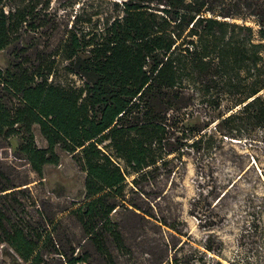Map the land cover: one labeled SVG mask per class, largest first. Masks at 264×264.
Returning <instances> with one entry per match:
<instances>
[{"label": "trees", "instance_id": "trees-1", "mask_svg": "<svg viewBox=\"0 0 264 264\" xmlns=\"http://www.w3.org/2000/svg\"><path fill=\"white\" fill-rule=\"evenodd\" d=\"M217 2L228 6L216 10ZM8 3L14 0H0V50L19 40L30 14ZM115 5L120 14L105 17L94 32L70 28L54 52L69 60L67 68L82 78L80 85L53 83L45 73L26 68L19 73L0 68V92L18 100L8 107L0 95V135L21 134L20 150L39 177L44 165L59 163L56 145L78 156L86 172V200L72 213L89 238L98 237L103 226L121 244L109 218L116 206L109 197L124 196L125 175L178 151L162 141L165 120L188 106L189 90L199 92L211 112L227 100L215 125L222 140L240 139L264 125V0H124ZM54 63L51 59L43 69L51 72ZM33 125L47 146L35 144ZM213 139L200 134L191 145L209 147ZM16 187L2 185L0 199L15 197L21 190ZM14 207L11 200L0 202V243L27 264H47L42 250L66 254L65 264H76L79 259L63 253L45 225L14 221ZM179 249L161 264H187L175 255ZM194 252L205 257L204 251Z\"/></svg>", "mask_w": 264, "mask_h": 264}, {"label": "rangeland", "instance_id": "rangeland-1", "mask_svg": "<svg viewBox=\"0 0 264 264\" xmlns=\"http://www.w3.org/2000/svg\"><path fill=\"white\" fill-rule=\"evenodd\" d=\"M28 1L8 3L26 7L30 14L18 32L19 40L0 50V68L9 73L26 68L45 73L53 83L80 85L82 78L67 68L69 60L54 52L70 28L96 31L105 17L121 13L115 3L124 0ZM214 5L220 10L228 3ZM51 59L54 67L47 72L43 68ZM189 93L193 99L188 106L168 114L165 120L162 141L178 151L125 175L124 196L107 199L116 204L109 218L120 232L121 244L103 226L97 229V239L89 238L72 213L86 200V172L78 156L59 144L54 147L59 163L44 165L39 177L20 150L21 134L0 135V187L21 188L15 197L0 202L13 201L14 221L39 222L50 229L63 253L79 259L76 264H161L172 258L178 246L175 255L186 258L187 264H264V125L240 139L222 140L215 125L219 114L226 111L227 100L223 98L220 107L211 112L199 92ZM2 94L6 106L17 103V96ZM200 134L203 140L213 135L211 146L202 142L197 149L191 145ZM33 135L37 146H47L38 125H33ZM111 158L126 169L121 159ZM205 243L214 250H207ZM196 249L204 251L205 257L197 258ZM42 253L47 264H65L66 254ZM0 264L27 263L1 242Z\"/></svg>", "mask_w": 264, "mask_h": 264}]
</instances>
